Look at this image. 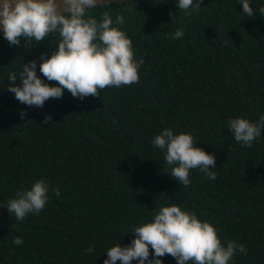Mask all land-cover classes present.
<instances>
[{
  "label": "trees",
  "instance_id": "obj_1",
  "mask_svg": "<svg viewBox=\"0 0 264 264\" xmlns=\"http://www.w3.org/2000/svg\"><path fill=\"white\" fill-rule=\"evenodd\" d=\"M249 2L253 18L243 15L240 0H201L190 16L178 0L92 9L97 19L104 11L113 21L124 16L121 30L133 42L134 57L144 59L139 83L83 101L64 90L43 108L7 92L8 74L35 60L45 79L39 57L50 56L59 38L26 49L0 35V264H103L108 248L130 244L133 227L171 204L211 223L222 243L245 246L247 254L230 264H264V129L251 148H242L227 127L234 117L257 122L264 115V17L258 12L264 0ZM177 29L182 39H165ZM46 114L52 119L43 125ZM164 128L191 134L197 147L213 154L216 180L198 169L190 170L188 187L170 178L163 153L151 145ZM37 180L49 186L48 203L17 221L7 201ZM89 247L94 251L86 254ZM160 259L176 264L168 255Z\"/></svg>",
  "mask_w": 264,
  "mask_h": 264
},
{
  "label": "clouds",
  "instance_id": "obj_2",
  "mask_svg": "<svg viewBox=\"0 0 264 264\" xmlns=\"http://www.w3.org/2000/svg\"><path fill=\"white\" fill-rule=\"evenodd\" d=\"M99 0H0V25L3 37L10 46L26 49L41 44L46 38L59 39L51 55L39 57V73L55 86L37 75L35 60L23 63L19 73L9 72L7 92L21 104L43 108L49 99H60L64 90L73 98L98 97L107 88H120L139 83V69L143 58L134 57L133 42L121 30L125 23L123 15L113 21L104 11L97 19L91 12L98 7ZM242 13L253 18L256 11L249 0H240ZM103 7H108L107 3ZM178 9L184 15H192L201 8V0H178ZM264 17V6L258 8ZM172 19H175L171 15ZM116 25V26H113ZM180 29L165 34V39H182ZM17 81L19 84L17 85ZM20 118L26 112L20 111ZM52 117L44 116L41 124L48 125ZM228 130L242 148H251L262 135L264 115L257 122L234 117L227 121ZM151 145L163 153L165 172L180 186L191 184L190 170L198 169L208 180H216V157L197 147L189 133L175 134L164 128L151 139ZM56 196L59 189L52 190ZM49 186L37 180L30 190L17 191L7 201V211L17 221L29 214L38 215L48 203ZM152 220L131 229L134 238L121 247L118 243L106 251L103 264H162L160 258L168 255L176 264H230L237 254L246 255L243 244L233 240L222 243L218 229L211 223L201 221L193 211L182 210L177 204L162 206L153 211ZM13 243L23 244L20 237ZM152 250L150 258L149 249ZM94 251L89 247L86 254Z\"/></svg>",
  "mask_w": 264,
  "mask_h": 264
},
{
  "label": "water",
  "instance_id": "obj_3",
  "mask_svg": "<svg viewBox=\"0 0 264 264\" xmlns=\"http://www.w3.org/2000/svg\"><path fill=\"white\" fill-rule=\"evenodd\" d=\"M123 1H137V0H99L98 6L105 5V3H118ZM0 35H3L2 25H0Z\"/></svg>",
  "mask_w": 264,
  "mask_h": 264
}]
</instances>
